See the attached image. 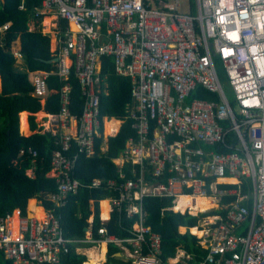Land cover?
<instances>
[{
  "label": "built area",
  "instance_id": "1",
  "mask_svg": "<svg viewBox=\"0 0 264 264\" xmlns=\"http://www.w3.org/2000/svg\"><path fill=\"white\" fill-rule=\"evenodd\" d=\"M37 13L54 18L57 62L53 70L28 73L32 95L44 105L49 78L62 82L58 111L33 114L40 133L54 139L47 176L56 192L48 201L62 208L81 189L105 190L107 217L98 200V237L91 214L84 239L65 237L61 214L41 204L35 203L40 218L31 210L0 217V264H60L71 246L85 242L111 244L131 264H264V63H258L264 61V0H41ZM232 32L235 41L225 35ZM107 57L115 75L130 80L126 119L134 136L111 159L116 179L84 184L74 177L77 158L92 157L100 138L105 153L123 123L100 114ZM72 72L82 97L78 114ZM111 121L118 125L106 133ZM72 145L76 152L68 155ZM26 154L33 163L37 151ZM225 179L234 181L220 182ZM156 197L170 200L165 210L197 218L193 228L201 235L193 236L206 252L202 261L180 247L162 259L161 236L145 225L143 207L145 198ZM197 198L213 207L196 211ZM113 212L127 236L108 232Z\"/></svg>",
  "mask_w": 264,
  "mask_h": 264
},
{
  "label": "trees",
  "instance_id": "2",
  "mask_svg": "<svg viewBox=\"0 0 264 264\" xmlns=\"http://www.w3.org/2000/svg\"><path fill=\"white\" fill-rule=\"evenodd\" d=\"M40 6L41 0H0V217L14 212L26 215L28 206L32 204L30 201H34L46 209H54L55 213L61 214L62 229L67 238L84 239V229L88 227L87 219L93 214L92 236L97 238L96 230L100 227L97 201L107 198L109 195L107 191L81 189L77 194L70 196L67 205L62 208H54L48 201V197L56 192L54 180L46 174L50 169V158L55 149L54 139L48 134L40 133L33 114L41 109L46 112L58 111V90L62 82L56 76L49 78L51 93L44 105L32 96L28 73L55 69L54 63H48L53 56L50 51V36L41 30L43 16L37 13ZM31 24L34 27L32 30ZM60 25L62 28L66 26L64 21H61ZM17 57L22 59L21 65H17ZM100 76L108 84V94H102L100 98V114L108 119L121 120L123 123L118 134L108 138L105 153H100L98 148L102 141L100 138L96 140V150L92 157L86 158L81 155L77 158L74 177L84 184L90 183L94 178L102 181L116 179V168L111 159L117 157L123 150L125 141L134 136V131L130 127L131 121L126 119V109L132 104L129 78L115 75L112 59L109 57L102 59ZM69 81L72 84L71 98L75 106L74 112L78 114L82 97L73 72ZM198 96L206 98L204 94ZM21 112L30 114L29 136L21 135L27 132V114ZM28 148L37 151L33 163L31 157L26 154ZM21 150L25 153L20 154ZM75 152L76 148L72 145L68 155ZM30 169L33 172L32 177L27 175ZM89 200H94V203L90 204ZM169 204V199L158 197L145 198L143 201L146 211L145 225L161 236L162 259L173 257L176 249L180 247L194 255L196 262L202 261L206 252L197 244L192 232V228L197 224V218L165 210ZM100 206L101 216L106 218L107 201H101ZM212 207L206 205L199 210L207 211ZM35 211L36 216H41L40 208H36ZM211 213L213 212L209 214ZM117 219L116 212H113L111 219L105 223L108 232L118 237L127 236L128 233L121 229ZM131 222L128 221V224ZM125 223L126 221L122 224ZM179 227L191 228L192 235L189 232L180 234ZM184 231V228H180L181 233ZM98 251L99 245L96 243L85 242L77 246L73 245L69 253L61 255L60 264H82L88 256ZM117 252H119L118 248L110 244L104 264H131L117 258ZM101 253L105 254L103 244ZM102 258L104 260V257Z\"/></svg>",
  "mask_w": 264,
  "mask_h": 264
},
{
  "label": "crops",
  "instance_id": "3",
  "mask_svg": "<svg viewBox=\"0 0 264 264\" xmlns=\"http://www.w3.org/2000/svg\"><path fill=\"white\" fill-rule=\"evenodd\" d=\"M46 19H48V21H47L48 23H45V22H46V21H45ZM44 21H45V22H44ZM60 22H61V21H58V26H59V27H61ZM56 23H57V22H56ZM54 25H55V22H54V18H53L52 15H45V16H43V18H42V20H41V30H42L43 33H46V34H48V35L50 36V51H51V52H52V50L54 49V46H55V44H54V39H53L52 32H51V29H53V26H54ZM65 25H66V23H65ZM67 26H68V25H66V27H67ZM30 29H31V30L34 29L33 24L30 25ZM16 59H17V62H18L19 65H21V64L23 63V61H22L21 58L17 57ZM41 112H42V111H39V112H37L35 115H38V116H39V115L41 114ZM21 113H26V114H27V115H26L27 132H26L25 134H21V132H20V125H19V132H20V134L23 135V136H28V134H29V127H28V123H27V118H28V116H29L30 114H29L28 112H21ZM220 182H222V183H227V182H225V181H223V180L220 181ZM197 199H199V198H197ZM103 200H104V199H101V201H103ZM199 200L202 201V203H201L199 209H200L201 207L206 206V205H211V204H209V203L204 202V199H199ZM30 202H32V204H31V206H28V210H31V211H33V212L36 214V211H35L36 208H40V207H39V206H36V204H35L34 201H30ZM30 202H29V204H30ZM197 211H198V210H197ZM180 228H184L185 231H184L183 233H181V232H180ZM193 230H194V231H193ZM178 232H179L180 234H184V233L188 232V228H186V227H179V228H178ZM192 232L194 233L195 236H200V235H198V232H199L198 229L192 228ZM101 246H102V244H99V251L96 252V255H97V256L101 253ZM107 252H108V247L105 245L104 260H103V259H98V262H99L100 264H104V263L106 262V260H107ZM117 254H120V256L117 257ZM116 257L119 258V259H122V260L125 261V262H129L128 259H127V257L123 256L120 252H117V253H116ZM88 260H89V256L87 257V259H86L85 262H87ZM101 260H102V261H101ZM83 263H84V262H83ZM84 264H85V263H84Z\"/></svg>",
  "mask_w": 264,
  "mask_h": 264
},
{
  "label": "bare ground",
  "instance_id": "4",
  "mask_svg": "<svg viewBox=\"0 0 264 264\" xmlns=\"http://www.w3.org/2000/svg\"><path fill=\"white\" fill-rule=\"evenodd\" d=\"M46 21V22H45ZM44 22L45 23H48L47 21H48V19H46ZM33 96V95H32ZM109 125V126H108ZM118 125V122L116 121V122H114V121H111V122H109V123H106V133H108L109 132V130L111 129V128H114V127H116ZM33 167V166H32ZM30 168V167H29ZM26 173V172H25ZM47 174V173H46ZM45 174V175H46ZM223 181H225V182H232V181H234L233 179H225V180H223ZM199 199H204V202H206V203H209L210 204V202H209V199H205V198H199ZM199 199H196V201L192 204V207H193V209H195L196 211L197 210H199V207H200V205H201V203H202V201L201 200H199ZM183 200V199H182ZM184 201H180V204L179 205H182V203H183ZM37 217H41V216H37ZM86 228H87V226H86ZM198 235H201V233H200V231L198 232ZM97 237V236H96ZM104 245V244H103ZM100 257H104V254L103 253H100L98 256L96 255V254H93V255H91L89 258V260L87 261V263L86 264H100L99 262H98V259H100ZM102 261V260H101Z\"/></svg>",
  "mask_w": 264,
  "mask_h": 264
},
{
  "label": "clouds",
  "instance_id": "5",
  "mask_svg": "<svg viewBox=\"0 0 264 264\" xmlns=\"http://www.w3.org/2000/svg\"><path fill=\"white\" fill-rule=\"evenodd\" d=\"M222 7H229L230 8L231 7V4L230 3H228V4H222ZM219 20H220V23L221 24L224 23V17H220ZM225 35L228 36L233 41H235L237 39V34L235 32L225 33ZM253 51L255 52V49H253ZM224 54L227 56L229 53L226 51ZM258 63H264V61H258ZM252 103H255V101H252Z\"/></svg>",
  "mask_w": 264,
  "mask_h": 264
},
{
  "label": "rangeland",
  "instance_id": "6",
  "mask_svg": "<svg viewBox=\"0 0 264 264\" xmlns=\"http://www.w3.org/2000/svg\"><path fill=\"white\" fill-rule=\"evenodd\" d=\"M19 58H20V57H19ZM17 65H19L18 62H17ZM220 77H221L222 86H223V89H224V92H225L226 96L228 97L229 101L231 102L233 108H234L235 110H237L236 105L233 103V96H232V93H231V91H230L228 85L226 84V82H225V80H224V77H223V75H222L221 73H220ZM108 126H109V125H108ZM208 214H209V213H208Z\"/></svg>",
  "mask_w": 264,
  "mask_h": 264
},
{
  "label": "water",
  "instance_id": "7",
  "mask_svg": "<svg viewBox=\"0 0 264 264\" xmlns=\"http://www.w3.org/2000/svg\"><path fill=\"white\" fill-rule=\"evenodd\" d=\"M57 59L54 57L51 61H48V63H56ZM84 231H86V228L84 229ZM120 254H117V257H119Z\"/></svg>",
  "mask_w": 264,
  "mask_h": 264
},
{
  "label": "flooded vegetation",
  "instance_id": "8",
  "mask_svg": "<svg viewBox=\"0 0 264 264\" xmlns=\"http://www.w3.org/2000/svg\"><path fill=\"white\" fill-rule=\"evenodd\" d=\"M100 259H103L102 257H100Z\"/></svg>",
  "mask_w": 264,
  "mask_h": 264
}]
</instances>
